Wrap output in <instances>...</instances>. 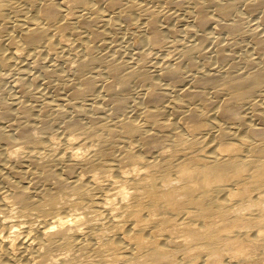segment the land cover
<instances>
[{
	"label": "bare ground",
	"instance_id": "6f19581e",
	"mask_svg": "<svg viewBox=\"0 0 264 264\" xmlns=\"http://www.w3.org/2000/svg\"><path fill=\"white\" fill-rule=\"evenodd\" d=\"M0 264H264V0H0Z\"/></svg>",
	"mask_w": 264,
	"mask_h": 264
}]
</instances>
